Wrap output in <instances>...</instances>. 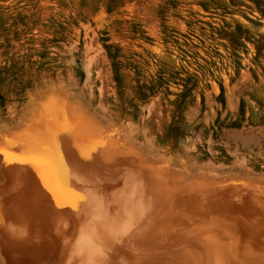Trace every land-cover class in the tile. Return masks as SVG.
<instances>
[{
	"label": "rangeland",
	"instance_id": "rangeland-1",
	"mask_svg": "<svg viewBox=\"0 0 264 264\" xmlns=\"http://www.w3.org/2000/svg\"><path fill=\"white\" fill-rule=\"evenodd\" d=\"M48 92L106 105L114 140L188 180L264 182V0H0V145Z\"/></svg>",
	"mask_w": 264,
	"mask_h": 264
},
{
	"label": "bare ground",
	"instance_id": "bare-ground-1",
	"mask_svg": "<svg viewBox=\"0 0 264 264\" xmlns=\"http://www.w3.org/2000/svg\"><path fill=\"white\" fill-rule=\"evenodd\" d=\"M74 100L45 93L0 145L2 264H264V182L188 180L131 147L141 135L114 140L127 130L106 105Z\"/></svg>",
	"mask_w": 264,
	"mask_h": 264
}]
</instances>
